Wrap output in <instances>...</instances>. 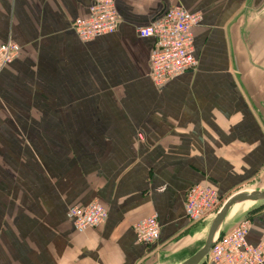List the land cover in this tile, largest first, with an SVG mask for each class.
Wrapping results in <instances>:
<instances>
[{
	"label": "crops",
	"instance_id": "crops-1",
	"mask_svg": "<svg viewBox=\"0 0 264 264\" xmlns=\"http://www.w3.org/2000/svg\"><path fill=\"white\" fill-rule=\"evenodd\" d=\"M91 1L0 0V43L20 47L0 72V264H140L151 248L135 222L154 215L167 242L187 227L189 187L230 186L264 162V111L242 104L249 72L264 85V0H114L116 31L83 42L71 23ZM172 5L200 15L196 65L155 88L154 40L137 30ZM92 200L105 221L77 232L68 209ZM245 217L255 245L264 206ZM171 247L176 264L198 251Z\"/></svg>",
	"mask_w": 264,
	"mask_h": 264
},
{
	"label": "built area",
	"instance_id": "built-area-1",
	"mask_svg": "<svg viewBox=\"0 0 264 264\" xmlns=\"http://www.w3.org/2000/svg\"><path fill=\"white\" fill-rule=\"evenodd\" d=\"M200 21V15L172 5L145 27L139 28V37L154 40L148 55V77L155 88L180 74L193 71L194 57L192 28ZM119 25L114 0H92L84 17L76 18L71 29L80 41H89L116 31ZM20 47L10 40L0 43V72L18 56ZM138 137L142 139L141 134ZM184 213L188 220L199 221L215 212L217 196L208 184H195L184 194ZM67 217L74 230L83 232L101 225L106 212L97 200L84 206L68 209ZM252 226L249 218L239 221L221 235L216 234L211 248L203 258V264H264V238L250 245L246 235ZM135 240L152 247L160 237V228L154 215L132 225Z\"/></svg>",
	"mask_w": 264,
	"mask_h": 264
},
{
	"label": "rangeland",
	"instance_id": "rangeland-1",
	"mask_svg": "<svg viewBox=\"0 0 264 264\" xmlns=\"http://www.w3.org/2000/svg\"><path fill=\"white\" fill-rule=\"evenodd\" d=\"M231 74L235 78L237 77L239 78L238 72H231ZM258 74L259 72L258 73L249 72L248 75L249 79L251 78L250 81L253 83V87H252L253 94H251L250 96L246 95L245 87L244 88L243 86L238 87V90L240 92L242 91L243 94L246 95L245 96L246 101L245 100L242 101L243 106L248 107V110L251 111H255V110L264 111V85L263 87H260V79L257 78ZM261 74L264 76L263 73ZM123 93L124 92H122V94ZM113 94L118 95L119 94L118 90L117 92L113 91ZM243 94H241L242 97H244ZM119 100L120 99L118 98L117 101ZM232 100L234 102V98ZM238 100H241V97H239ZM237 105H238V109H242L241 105L239 104ZM138 139L142 140L139 137ZM203 179H204L203 181L196 184H208L215 191L217 196V207L214 210L215 212L212 213V216H210L211 214H209L199 221H192L187 219V223H188L187 227L181 230V232L172 236L170 239H168L167 242L165 241L161 242L158 240L152 247H149L151 249L148 251L147 257L145 256V258L141 260L140 264H176V262L172 260L171 257L173 253L172 252L170 253V250L172 249V247L170 248V246L172 244L175 245V248H178V246L183 248V250L186 251L184 254L187 256L192 252H195L197 249H199L204 243L206 232L211 220L214 218L215 214L219 211L221 206L228 198L239 192L243 193L245 191H257L264 188V162L258 165L255 169H252V172L248 178H244L243 181L231 184L230 186L228 184L221 185L219 181L215 179L213 180L209 176H203ZM183 200H184V196L182 197V201ZM252 204L253 203L249 202V200L238 202L237 204L234 205L232 209V213L242 210H247L248 208H250V206H252ZM263 206H264V200H260L255 207L251 208L249 211L245 213H241L239 215L237 214L229 215L227 218L225 216L216 234L219 235L220 232L222 233L225 232L227 229L229 230V228L235 222L237 221L239 222V219L241 221L242 219L246 218L245 216L248 213L252 212L253 210H257L260 207L262 208ZM203 260L204 259H202L198 264H203Z\"/></svg>",
	"mask_w": 264,
	"mask_h": 264
},
{
	"label": "water",
	"instance_id": "water-1",
	"mask_svg": "<svg viewBox=\"0 0 264 264\" xmlns=\"http://www.w3.org/2000/svg\"><path fill=\"white\" fill-rule=\"evenodd\" d=\"M260 201L264 200V189L253 191L249 194L236 193L230 198H228L224 204L221 206L219 211L215 214L214 218L211 220L209 227L206 232V237L203 245L195 252L191 257H189L183 264H198L208 253L212 245V240L218 231V228L226 216L229 208L238 202L243 201Z\"/></svg>",
	"mask_w": 264,
	"mask_h": 264
},
{
	"label": "bare ground",
	"instance_id": "bare-ground-1",
	"mask_svg": "<svg viewBox=\"0 0 264 264\" xmlns=\"http://www.w3.org/2000/svg\"><path fill=\"white\" fill-rule=\"evenodd\" d=\"M251 192H253V191H245V192H243V193H244V194H249V193H251ZM235 204H237V203H235ZM235 204H233V205L229 208L227 214L229 213L230 209H231ZM227 214H226V217H227Z\"/></svg>",
	"mask_w": 264,
	"mask_h": 264
},
{
	"label": "trees",
	"instance_id": "trees-1",
	"mask_svg": "<svg viewBox=\"0 0 264 264\" xmlns=\"http://www.w3.org/2000/svg\"><path fill=\"white\" fill-rule=\"evenodd\" d=\"M222 233L220 232L219 235H221Z\"/></svg>",
	"mask_w": 264,
	"mask_h": 264
}]
</instances>
